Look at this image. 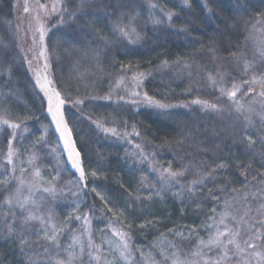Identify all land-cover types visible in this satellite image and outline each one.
I'll use <instances>...</instances> for the list:
<instances>
[{
	"label": "snow or ice",
	"instance_id": "obj_1",
	"mask_svg": "<svg viewBox=\"0 0 264 264\" xmlns=\"http://www.w3.org/2000/svg\"><path fill=\"white\" fill-rule=\"evenodd\" d=\"M214 2L223 6L226 0ZM6 3L24 19L16 16L8 21L10 37L5 40L0 36V77H7V82L0 87V135L7 142L6 149H0L3 161L0 162V240L15 245L19 264H264V10L253 14L242 2L235 5L231 30L244 40L227 41L228 56L223 57L219 55L217 36H213L207 46L212 61L210 70L207 63L198 64L193 60L161 61V69H197V77L203 74V82L215 96V102L197 97L172 104L164 102L166 94H158L160 98L149 95L144 84L152 73L139 71V65L132 62L120 63L113 49L143 47L149 39L146 35L149 25L190 36L189 27H177L174 23L180 16L178 11L147 0L146 20L141 23V16L145 15L141 11L144 0H6ZM202 4L209 18L215 17L228 25V19L210 8L207 0H202ZM182 6L191 8L190 0H183ZM77 21L82 23L77 36L73 37L76 44L56 37L61 26ZM102 21L108 22L110 36L102 35V29L97 27ZM192 23L191 19L187 21L189 25ZM222 31L217 26V34ZM26 38L31 40L27 50L22 47ZM196 42L203 43L198 39ZM62 44H68L62 49L63 55L71 58V53L77 54L67 84L62 74L58 84L57 73L53 71V62L60 61L58 49ZM120 54L127 55L123 51ZM21 61L32 73L33 99L38 103L39 115L32 112L30 116L21 117L5 106L9 98L18 97V89L8 85ZM85 63L90 67H85ZM106 63L119 64L118 72L122 75L109 85L107 94L81 96L79 85L84 84L85 91L90 86L94 89L89 77L95 76L93 69L103 71ZM81 68L84 71H80ZM192 75L189 71L190 78ZM191 91L189 89V94ZM94 100L110 101L117 107L125 105L133 110L132 115L144 109L169 113L196 106L204 114L226 122V143L238 148L248 160L235 162V154L217 157L216 151H222L217 144L215 149H199L211 154L213 162L193 161L189 158L191 154L183 151L186 141L195 138L192 132L156 145L145 140L137 125L129 124L128 119L113 117L102 121L89 116L88 120L100 133L132 145L133 151L126 156L134 166H145L148 173L155 174V182L142 174L135 192L124 190L125 208L111 206L110 199L95 187L98 172L85 168L81 148L87 141L81 138L80 147L77 146L64 111L67 104L77 107ZM41 116L50 117L46 125L40 123ZM29 121L40 123V135L34 139H29L34 135ZM207 131L205 128L204 132ZM219 135L212 132L214 139ZM52 137L62 143L51 147ZM136 139L142 142L135 143ZM26 140L29 147L25 146ZM146 145L154 149L169 148L179 166L174 168L172 161L166 165L161 163L157 159L158 152L145 151ZM187 146L192 147L190 143ZM49 153L55 157V174L50 179L43 175L42 160V155ZM255 164L259 168L254 167ZM69 168L78 173L77 178L58 186L61 173ZM230 168H235V176L241 178L239 188L234 186L231 176L221 175ZM89 178L94 185L90 191L103 204V229L93 228L94 219L101 222L94 216V207L81 212L82 204L86 203L82 194L89 191ZM209 184L213 187H208ZM65 195L74 199L71 211L61 219L54 212V206L58 198ZM166 196L186 205L197 215L210 203V215L198 226L181 225L180 230L173 227L151 244L137 245L132 235L133 222L126 214L135 215L137 206L154 200L163 203ZM75 222H79L80 227H71ZM159 223V220L141 216L136 227L143 233L148 228L155 229ZM0 264L4 262L0 260Z\"/></svg>",
	"mask_w": 264,
	"mask_h": 264
},
{
	"label": "trees",
	"instance_id": "obj_2",
	"mask_svg": "<svg viewBox=\"0 0 264 264\" xmlns=\"http://www.w3.org/2000/svg\"><path fill=\"white\" fill-rule=\"evenodd\" d=\"M154 2L166 4L168 8L178 11L180 16L178 19H174V23L177 27L182 25L189 27L191 29L190 36L178 33L175 30L170 29L165 31L163 28H153L149 25L146 29V35L149 39L144 42L143 47L133 45L125 48H114L113 55L115 59L120 63L132 62L134 65L138 64L139 71L151 72L152 75L145 81L144 88L148 91L149 95L157 96V98H160L158 94H166L167 98L164 100L166 103L178 104L197 97L215 102V96L211 94V89L203 82V74L201 73L200 77H197V69L191 68L184 70L183 68L176 67L161 69L159 65L163 60H167L169 63L178 59L184 61L193 60L198 64L207 63L210 70L212 61L207 52V46L213 36H217L221 49L219 55L223 57L228 56L227 41L230 40L236 43L244 40L242 35H239L238 32L233 33L231 30L233 23L232 17L235 14V5L242 2L255 14L258 11L264 10V0H226L223 6L221 3L214 2V0H207L210 8L220 12L223 18L228 19V25L222 24L215 17L209 18V13L203 7L202 0H190L191 8L182 6L183 0H154ZM0 5L3 6L0 8V36H3L7 40L11 35V27L8 21L13 20L16 16H20L21 19H24V17L19 12L11 11V5L6 3V0H0ZM141 11L145 13V15L141 16V23H143L146 20L147 0H144V7ZM189 19L193 22L190 25L187 24ZM81 23V21L75 23L69 22L61 26L56 31V37L61 41L67 40L72 44H76L73 37L77 36ZM217 26L223 30L219 35L217 34ZM97 27L102 29V35H111L108 22L102 21ZM157 37L160 38L157 39ZM87 39L91 40L92 37H88ZM197 39L203 43H197ZM22 47L25 50L29 49V38H26L22 42ZM49 47L51 48V44ZM66 47H68V44H62L61 48L58 49L61 53L59 63L53 62V71L57 73L58 84L61 74L64 76V83H68L67 77L73 74L72 63L77 57L76 53H71V58L63 55L62 49ZM77 47H80V45L77 44ZM92 47L94 48L95 45L93 44ZM121 51L126 52L127 55H121ZM29 58H31V54ZM85 67H90V65L85 63ZM118 68L119 64L112 66L110 63H106L103 71L93 69L95 76L89 77V84L94 85V89L90 86L85 91L84 84H80L81 96L107 94L109 85L115 78L122 75V73L118 72ZM80 71H84V68H81ZM189 71L193 73L191 78L189 77ZM6 82L7 77H0V87ZM8 87L18 89V97L9 98L5 105L6 107H10L13 112L18 113L21 117L30 116L32 112H36L39 115L38 103L33 99L32 73L27 70L25 62L21 61L19 66L15 68L12 74V83ZM189 89L192 90L191 94H189ZM4 90L7 91V89ZM119 94L122 95L123 92L121 91ZM74 95H76L75 92ZM64 111L69 126L72 128L77 146L80 147L81 138L87 141L85 147L81 148L82 153L85 154V168H91L98 172L99 178L95 182V187L97 191H100L106 198L110 199L111 206L118 205L120 208H125L127 197L124 190L127 189L135 192L138 187L137 181L142 174H147L149 179L155 182V174L148 173L145 166H134L132 160L126 156V153L133 151L132 145L123 140L106 137L100 133L94 128L91 121L88 120L89 116L92 117V120L102 121H110L113 117L117 119H128L129 124L137 125L145 140L151 141L156 145L164 144L165 140L179 139L183 134L192 132L195 134V138L192 141H186L185 146H183V151L185 154H191L189 158L193 161L206 160L210 163L213 162L211 154H204L199 149H215L217 144L222 149V151H216L217 157H227L235 154L237 157L235 162H247L248 160V157L241 154L238 148L231 147V145L226 143L227 136L224 131L226 122L219 121L214 115L204 114L196 106H193L191 109L181 108L172 110L169 113L144 109L138 115H132L133 110L127 109L125 105L117 107L110 101L94 100L91 102L86 101L84 105L77 107L67 104ZM49 119L50 117L46 119L41 116L40 123L46 125ZM141 121L143 123H140ZM40 123L29 121L28 126L34 133L29 139H34L35 136L40 135L38 131ZM205 128L208 129L207 132H204ZM212 132L219 133V138L214 139ZM134 142L141 143L142 141L136 139ZM58 143L60 141L56 137L51 138V147L55 148ZM189 143L192 147L187 146ZM6 146V140H4L3 135H0V149H6ZM25 146H30L28 140L25 141ZM57 151H59L58 148ZM145 151H157V159L161 163L166 165L168 161H172L174 168L179 166L173 160V155L167 147L154 149L146 145ZM42 160L43 173L48 174L51 178L55 174L53 169L55 157L49 153L46 156L42 155ZM97 161H100V163L98 164ZM0 162H3L2 156H0ZM184 162L187 163L188 160L186 159ZM254 167L259 168V165L255 164ZM221 175L231 176L235 180L234 186L237 188L240 187L241 178L235 176V168H230L228 173H222ZM74 177L75 172L69 168L67 171L61 173V180L58 186L62 187L65 182L73 180ZM221 182L223 181L221 180ZM93 186V180L89 178V191L84 193V201L86 203L82 204L81 211H88L90 207L95 208L94 216L101 221L98 222L97 219L93 220V228L96 229L98 224L105 226L102 222L105 213L101 211L103 208L102 202L90 191ZM208 187H213V185L209 184ZM61 198H58L55 202L54 212L62 219L67 216L65 208H68V213L71 211V208L69 206L70 204H67V201ZM211 207L212 204H205L204 211L197 215L196 212L186 205H182L179 201H174L170 196H166L165 202L163 203L159 200H154L150 204L137 206L135 215H126L133 222L132 235L136 244L143 247L151 244L161 233H167L170 228L176 227L180 230L181 225L198 226L208 216L210 213L208 210ZM182 208L183 216H181ZM141 209H143L142 212ZM141 216L149 220H159L160 223L156 225L155 229L148 228L141 233L136 227L141 222ZM79 226V222L71 224L73 228H78ZM14 248L15 245L0 240V260L4 264H19V253L14 252Z\"/></svg>",
	"mask_w": 264,
	"mask_h": 264
},
{
	"label": "rangeland",
	"instance_id": "obj_3",
	"mask_svg": "<svg viewBox=\"0 0 264 264\" xmlns=\"http://www.w3.org/2000/svg\"><path fill=\"white\" fill-rule=\"evenodd\" d=\"M21 2H23V0H21ZM31 46V40H30V38H29V47ZM73 138H74V136H73ZM60 143H62V141H60ZM72 170V169H71ZM72 171H74V170H72ZM75 172V171H74ZM43 175L45 176V177H48L49 179H50V177H49V175L48 174H46V173H43ZM77 176H78V173H75V177L73 178V180H75L76 178H77ZM66 192H67V189L65 190ZM83 195V199H84V193L82 194ZM59 198H61V197H59ZM62 198H64V200L65 201H67V204L69 203L70 205V208L72 207V205H71V201L74 199L73 197H71L70 195H65V196H63ZM61 198V199H62ZM66 203V202H65ZM69 208V209H70ZM65 212L68 214V208H65ZM82 212V211H81ZM208 215H210V213L208 214ZM207 217V216H206ZM205 219V218H204ZM80 227V226H79ZM105 226H103L102 224H98L97 226H96V229L97 228H101V229H103ZM157 240V239H156ZM153 241H155V240H153ZM152 241V242H153ZM141 246V245H140Z\"/></svg>",
	"mask_w": 264,
	"mask_h": 264
}]
</instances>
